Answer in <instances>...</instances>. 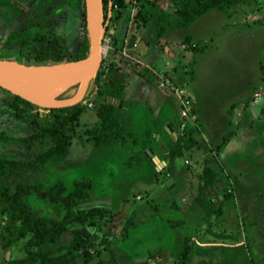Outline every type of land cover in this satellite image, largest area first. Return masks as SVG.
I'll list each match as a JSON object with an SVG mask.
<instances>
[{"label": "rangeland", "instance_id": "obj_1", "mask_svg": "<svg viewBox=\"0 0 264 264\" xmlns=\"http://www.w3.org/2000/svg\"><path fill=\"white\" fill-rule=\"evenodd\" d=\"M34 1L24 0L21 3L24 13ZM157 2L165 5L162 0ZM135 4L132 1L118 21H108L109 31L104 36L102 59L109 61L116 58L131 68L145 64L154 72L155 78L144 86L139 79L126 74V94L122 100H115L118 103L117 114L124 117L129 128L139 136L142 128L144 131L151 125L162 128L161 123L171 121L178 110L177 99L180 107L174 91L176 87L182 88L190 97L194 117L191 119L193 121L186 123L190 129L185 132L184 127L181 133L176 131L174 138H170L164 129L158 131L167 136L166 140L165 135L161 136V140L167 141L162 147L164 158L176 138L183 137L182 153L174 160L167 158L166 165L159 164L160 169L157 170L146 156L148 167L144 162L145 165L135 166L133 148L94 146L87 140L84 130L95 121L96 116L90 110L83 113L80 135L73 139L64 163L58 167L63 173L60 178L69 187L72 180L80 175L92 177L93 194L81 199L77 207L101 209L98 224L89 226L97 236L98 250L96 252L91 248V259L84 263L78 257L77 263L127 264L129 261L138 262L148 258V264H180L179 249H171L175 239H178V244L179 240L183 241L184 233L202 245L216 242L241 244L232 253L238 264L262 263L264 3L248 0L226 11L211 8L188 26H176L172 28L171 34L166 32L168 37L165 33L164 38L155 39L150 34L146 55L135 51H141V36L149 35L146 27L136 28L133 18ZM73 12L64 9L61 15L69 41L77 33L78 18ZM7 14L8 10H0V43L11 27L6 22ZM132 33L135 34L132 46L124 45L119 49L112 46L111 34L126 42ZM54 90L55 87L47 86L43 93L50 95L49 92ZM7 94L0 89V99ZM148 94L153 101L148 102ZM156 103L160 105L157 113L154 112ZM175 122L176 117L172 120V123ZM177 125H180L179 119ZM2 127L21 130L24 125L5 116L0 123ZM150 130L146 131L144 138ZM226 132H229L227 138L224 136ZM129 139L133 146L137 144L132 137ZM202 143L206 146L209 164L212 167L215 161V165L219 164L217 173L220 179L213 186L207 184L210 186L207 195L213 200L209 212L195 198L205 182V156H202V161L197 157ZM134 147L137 148L136 145ZM235 176L239 185L237 188ZM225 185H228L229 192L226 199L221 195ZM28 200L33 206L43 209L45 214L60 217L63 213L60 204L47 200L44 190L29 196ZM173 201L178 204L179 210L169 206ZM156 207H159L158 211ZM160 211H168V218L179 220L184 217V222L181 221L175 228L180 230H174L175 235L163 234V230L169 226L167 217H162L159 226L154 224L156 219H148ZM150 221L153 226L149 224ZM140 224L138 229L137 225ZM68 234L63 241L68 239ZM111 246L119 250L118 256L114 250L111 251ZM157 250L160 253L156 256L149 255V252L155 253ZM18 254H21L18 244L3 246L0 241V261ZM196 258L199 256H192V259Z\"/></svg>", "mask_w": 264, "mask_h": 264}, {"label": "trees", "instance_id": "obj_2", "mask_svg": "<svg viewBox=\"0 0 264 264\" xmlns=\"http://www.w3.org/2000/svg\"><path fill=\"white\" fill-rule=\"evenodd\" d=\"M23 1L0 0V10H8L6 22L11 26L0 43V58L49 63L87 55L89 36L84 0H35L26 13L21 7ZM102 1L105 18L111 10V23L118 21L135 1L133 18L136 28L146 27L151 35L159 39L176 26H188L211 8L226 11L248 0H165V5H160L157 0ZM257 1L264 3V0ZM64 9L73 10L78 18L77 33L70 41L66 39L62 23ZM108 31L109 24L105 34ZM111 39L112 46L119 49L124 45L132 46L135 34L132 33L126 42L115 34H111ZM121 61L116 58L109 61L102 59L83 98L72 105L42 107L0 86L8 93L0 99V123L3 117L9 116L24 125L21 130L0 128V241L3 246L18 244L21 252L7 260L2 259L0 264H78V257L87 263L92 257L91 248L97 252V236L89 226L98 224L101 209L77 207L81 199L93 194V178L80 175L72 180L69 187L60 178L63 173L58 167L64 163L73 139L80 135L81 117L87 110L93 111L96 116L95 121L84 130L87 140L94 146L134 149L129 137L135 140L139 134L129 128L124 117L117 114L118 103L115 100L124 98L127 86L125 76H134V68L142 83L152 82L155 74L146 65L131 68ZM76 88L77 85L70 86L59 96H70ZM189 129L187 126L185 132ZM224 136L227 138L229 132ZM182 137L178 136L168 148L166 160H174L182 153ZM142 147L141 151L134 150L137 160L146 156L145 145ZM215 162L213 167L209 163L204 166L205 182L195 196L207 212L213 207V200L207 195L209 185L213 186L220 179L217 173L219 164L215 165ZM234 182L236 188L239 187L236 176ZM227 189L228 185H225L221 193L224 199L229 195ZM43 190L50 203L61 205L63 213L60 217L45 214L43 209L30 204L28 197ZM169 206L178 209L174 201ZM166 221L171 227H176L182 220L167 218ZM67 234L68 239L63 241ZM55 244L54 248L50 247ZM241 246L227 242L201 245L188 235L181 243L178 256L180 264H238L232 253ZM159 253L160 250H157L149 252V255L153 257ZM193 255L199 258L194 260ZM262 261L254 264H264V258ZM148 262L147 258L127 264Z\"/></svg>", "mask_w": 264, "mask_h": 264}, {"label": "water", "instance_id": "obj_3", "mask_svg": "<svg viewBox=\"0 0 264 264\" xmlns=\"http://www.w3.org/2000/svg\"><path fill=\"white\" fill-rule=\"evenodd\" d=\"M89 50L85 57L49 63H27L0 58V86L42 107H61L80 101L90 79L96 75L102 57L103 40L111 10L104 17L102 0H84ZM42 83L55 86L48 95L40 90ZM77 85L73 94L60 97L65 89Z\"/></svg>", "mask_w": 264, "mask_h": 264}, {"label": "crops", "instance_id": "obj_4", "mask_svg": "<svg viewBox=\"0 0 264 264\" xmlns=\"http://www.w3.org/2000/svg\"><path fill=\"white\" fill-rule=\"evenodd\" d=\"M162 2L164 3V2H166L165 0H162ZM162 4V3H161ZM142 28H144L143 26H141ZM141 27H139V28H141ZM175 29V28H174ZM174 29H170V30H168L167 32H169V34H171V31H173ZM146 32H147V34H149L148 36L147 35H143V36H141V38L140 39H142V40H140V42H141V44H140V47H141V51L139 50V49H136L135 51H137V53H139V54H143V55H146L147 53H148V49H147V45H149L150 44V33L148 32V30L146 29ZM165 37V36H164ZM164 37H161L160 39H162V38H164ZM166 37H168V35H167V33H166ZM155 38V37H154ZM156 39V38H155ZM134 42H135V40H134ZM145 42V43H144ZM143 65H145V64H143ZM147 66V65H146ZM150 68V67H149ZM151 69V68H150ZM135 68H134V77L135 78H137V79H139L138 78V76L137 75H135L136 73H135ZM139 81H140V79H139ZM141 82V81H140ZM142 83V82H141ZM148 83H150V82H146V83H142L144 86L146 85V84H148ZM150 94V93H149ZM149 94L147 95L148 96V102H151V101H153V98H152V100L149 98ZM197 101V100H196ZM176 103H177V105H178V110H176L174 113V116H173V118L171 119V121L169 120V121H165V123H161V126H162V128H160V126H158L157 128L154 126V125H151V126H149V128L147 129V130H149V129H151L150 131V133H149V135L147 136V137H145L144 138V136H146L145 134H146V131H144V129L142 128V129H140V130H142V133H140V136L138 135V137L134 140L137 144H134V146L136 145L137 146V148H135L134 147V150H137V152L140 150L141 151V149H140V147H142V145H145V149H144V152L146 153V158H150L151 159V161H152V163H151V165H152V167L154 166L157 170H159L160 168H158V166H159V164H163V165H166V159L164 158V154H165V152H163V148L162 147H164L165 146V144L167 143V141H163V140H161V136H162V134L163 135H165L164 133H159L158 131H162L163 129L169 134V136H170V138H174V136H176V135H174V134H176V131H177V129H178V125H177V119H179L180 117H179V102H178V99L176 100ZM157 105H156V107H155V109H154V112L155 113H157L158 111H159V108H160V105L158 104V103H156ZM195 111H197V109L195 110ZM197 114L200 116V114H199V111H197ZM175 117H176V122L175 123H172V120H174L175 119ZM135 131V130H134ZM168 136V137H169ZM157 137H158V140H157ZM142 139V140H141ZM167 139V136L165 135V140ZM160 141H161V143H160ZM163 142H164V144H163ZM161 144H163V145H161ZM201 147L203 148V149H201ZM201 147H199L198 148V152H197V157L199 156V158H200V160L202 159V156H205L204 157V160H205V165L207 164V163H209L210 162V159L208 158V154H206V151H205V149H206V146H205V144H201ZM193 153V152H192ZM146 158L144 157V158H142L141 160H137L136 158H134V165L135 166H139V165H143L144 163H146V165H147V160H146ZM202 161V160H201ZM144 162V163H143ZM145 165V164H144ZM162 166V165H161ZM147 167H148V165H147ZM176 167L177 166H175V169H176ZM179 173H177V175H178ZM164 180H165V177H164ZM165 182V181H164ZM177 182V181H176ZM180 208L178 207V209H175V210H179ZM167 212L168 211H163V212H158V213H156L155 215H152V216H150V218L148 217V219H156V220H154V224H156L157 226H159V221H161L162 220V217H167ZM183 212V211H182ZM168 218V217H167ZM167 218H166V220H167ZM169 218H175V217H169ZM184 218V217H183ZM183 218H180V220H182V222H184L183 221ZM135 224V223H134ZM150 225H152L153 226V222L152 221H150V223H149ZM169 225V224H168ZM134 226H136V224L134 225ZM137 227H138V229L141 227V224L140 225H137ZM168 228L166 229H164L163 230V234L165 235V236H171L172 234L173 235H175V232H174V230H176L175 228H178V226H176V227H171L170 225L169 226H167ZM176 231H180V230H176ZM155 234V233H154ZM185 236H188L187 234H183V237H185ZM182 237V238H183ZM184 239V238H183ZM182 239V240H183ZM169 241V240H168ZM181 243H182V241L181 240H179V244H178V239H175L174 241H173V248L171 249V251H175V249L176 250H178V249H180V247H181ZM202 245V244H201ZM113 248H114V251L116 252V255L118 256L119 255V250L115 247V246H113ZM168 249V248H167ZM166 252H167V250H165Z\"/></svg>", "mask_w": 264, "mask_h": 264}, {"label": "built area", "instance_id": "obj_5", "mask_svg": "<svg viewBox=\"0 0 264 264\" xmlns=\"http://www.w3.org/2000/svg\"><path fill=\"white\" fill-rule=\"evenodd\" d=\"M165 82L168 83V80H165ZM174 91L177 94L179 101H180V107H179L180 125L177 129V132L181 133V131L184 129V127H186L187 121H189V122L193 121L191 119H193L194 113L192 110L191 99L187 94L184 93V90L182 88H176L175 87Z\"/></svg>", "mask_w": 264, "mask_h": 264}, {"label": "bare ground", "instance_id": "obj_6", "mask_svg": "<svg viewBox=\"0 0 264 264\" xmlns=\"http://www.w3.org/2000/svg\"><path fill=\"white\" fill-rule=\"evenodd\" d=\"M47 86H51V87H55V86H53V85H51V84H48V83H42L41 85H40V90L43 92V90H44V87H47ZM56 88V87H55ZM55 91V90H54ZM53 91V92H54ZM52 92V93H53ZM50 94H52L51 92H49ZM45 94V93H44Z\"/></svg>", "mask_w": 264, "mask_h": 264}]
</instances>
